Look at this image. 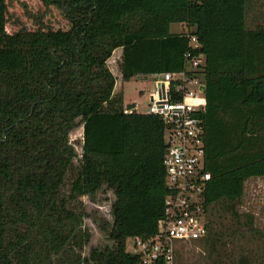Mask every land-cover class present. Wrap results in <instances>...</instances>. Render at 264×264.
I'll return each instance as SVG.
<instances>
[{
	"label": "trees",
	"instance_id": "trees-1",
	"mask_svg": "<svg viewBox=\"0 0 264 264\" xmlns=\"http://www.w3.org/2000/svg\"><path fill=\"white\" fill-rule=\"evenodd\" d=\"M41 1L38 21L22 24L0 0V264H137L126 239L158 232L164 125L134 103L122 108L106 64L117 48L123 81L179 71L187 52L205 55V210L240 201L245 181L264 177V27L246 28V0ZM173 23L189 32L171 33ZM79 124L76 169L68 136ZM102 186L115 196L112 223L100 224L113 245L69 253L90 235L66 201Z\"/></svg>",
	"mask_w": 264,
	"mask_h": 264
},
{
	"label": "rangeland",
	"instance_id": "rangeland-1",
	"mask_svg": "<svg viewBox=\"0 0 264 264\" xmlns=\"http://www.w3.org/2000/svg\"><path fill=\"white\" fill-rule=\"evenodd\" d=\"M8 4L11 16L22 24L37 22L38 16L45 9L41 0H8ZM53 17L57 18V12ZM257 26L264 27V0H246V28L252 30ZM170 31L173 34H183L188 32V28L184 24L173 23ZM115 56H112L109 64L106 62L117 78L118 93L114 94H121L122 108L127 103H134L140 112H145L154 92L153 78L149 75H136L128 81H122L120 62L116 61ZM82 131V125L79 124L68 136L75 153L73 164L76 169L79 168L82 156ZM74 171L67 172L61 197L67 198L69 195ZM114 199L113 191L106 186H102L93 196L67 199V206L80 216L79 228L90 235L88 244L82 249L69 245L66 249L69 253L74 252L84 257L91 247L113 245L100 224L102 220L112 223L111 204ZM206 217L207 238L211 239L208 242L198 240L177 244L174 264H239L241 258L246 259L248 264H264V178L246 181L240 201L213 204L207 209ZM125 246L128 252L134 253V238H127ZM56 258L58 257L54 255L53 259Z\"/></svg>",
	"mask_w": 264,
	"mask_h": 264
},
{
	"label": "built area",
	"instance_id": "built-area-1",
	"mask_svg": "<svg viewBox=\"0 0 264 264\" xmlns=\"http://www.w3.org/2000/svg\"><path fill=\"white\" fill-rule=\"evenodd\" d=\"M189 32V31H188ZM188 35V34H187ZM192 48L197 47L194 36ZM205 55L185 54L184 66L175 72H160L153 78L154 92L146 114L158 116L164 125L166 150L163 155L164 179L168 193L158 232L134 237L137 264H174L176 245L203 239L208 232L204 190L210 180L205 160Z\"/></svg>",
	"mask_w": 264,
	"mask_h": 264
},
{
	"label": "crops",
	"instance_id": "crops-1",
	"mask_svg": "<svg viewBox=\"0 0 264 264\" xmlns=\"http://www.w3.org/2000/svg\"><path fill=\"white\" fill-rule=\"evenodd\" d=\"M171 32V31H170ZM121 54H122V49L121 48H117V49H115L113 52H112V55L110 56V58L107 60V63L109 64V61L111 60V58H112V56L113 55H116L115 57H116V61H118V62H120V60H121ZM120 77H121V74H120ZM122 79V78H121ZM123 81V80H122ZM116 82H117V78L115 77V85H114V91H113V93H118L117 91H116ZM257 179L259 178H264V177H256ZM256 178H249V179H247L246 181H249L250 179H256ZM245 181V182H246ZM245 184V183H244ZM244 192V191H243Z\"/></svg>",
	"mask_w": 264,
	"mask_h": 264
},
{
	"label": "water",
	"instance_id": "water-1",
	"mask_svg": "<svg viewBox=\"0 0 264 264\" xmlns=\"http://www.w3.org/2000/svg\"><path fill=\"white\" fill-rule=\"evenodd\" d=\"M201 89H202V90H205V89H206V87L203 85V86H201Z\"/></svg>",
	"mask_w": 264,
	"mask_h": 264
}]
</instances>
